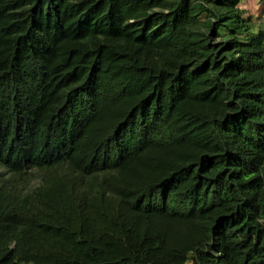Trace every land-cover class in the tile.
<instances>
[{"label":"trees","instance_id":"trees-1","mask_svg":"<svg viewBox=\"0 0 264 264\" xmlns=\"http://www.w3.org/2000/svg\"><path fill=\"white\" fill-rule=\"evenodd\" d=\"M241 2L0 0V264H264Z\"/></svg>","mask_w":264,"mask_h":264},{"label":"rangeland","instance_id":"rangeland-1","mask_svg":"<svg viewBox=\"0 0 264 264\" xmlns=\"http://www.w3.org/2000/svg\"><path fill=\"white\" fill-rule=\"evenodd\" d=\"M240 7L246 11L245 16L252 17L257 27L264 28V0H242ZM202 17H205V15ZM0 171L5 172L1 167ZM38 183L39 180L34 179L32 185L35 186Z\"/></svg>","mask_w":264,"mask_h":264}]
</instances>
